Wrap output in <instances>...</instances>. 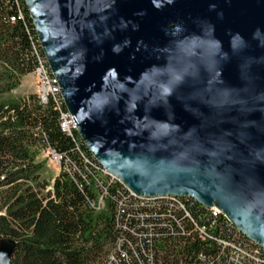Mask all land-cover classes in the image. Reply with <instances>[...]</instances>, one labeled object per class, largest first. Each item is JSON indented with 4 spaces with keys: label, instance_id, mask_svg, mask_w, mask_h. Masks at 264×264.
I'll list each match as a JSON object with an SVG mask.
<instances>
[{
    "label": "water",
    "instance_id": "water-1",
    "mask_svg": "<svg viewBox=\"0 0 264 264\" xmlns=\"http://www.w3.org/2000/svg\"><path fill=\"white\" fill-rule=\"evenodd\" d=\"M23 1L95 161L137 197L214 207L264 249V0Z\"/></svg>",
    "mask_w": 264,
    "mask_h": 264
},
{
    "label": "trees",
    "instance_id": "trees-1",
    "mask_svg": "<svg viewBox=\"0 0 264 264\" xmlns=\"http://www.w3.org/2000/svg\"><path fill=\"white\" fill-rule=\"evenodd\" d=\"M44 58L23 0H0V243L9 264H264L258 247L194 199L143 198L105 175L60 97L9 98ZM62 168L41 172L39 151ZM103 203L101 206L100 202Z\"/></svg>",
    "mask_w": 264,
    "mask_h": 264
},
{
    "label": "built area",
    "instance_id": "built-area-1",
    "mask_svg": "<svg viewBox=\"0 0 264 264\" xmlns=\"http://www.w3.org/2000/svg\"><path fill=\"white\" fill-rule=\"evenodd\" d=\"M46 62L47 61H46V58L44 56V58H42L39 61L38 66L36 67L35 71L33 72L34 76L38 77V83H39L37 85V90L34 92V94L44 104L48 101L50 96L60 97L58 85L52 84L51 79L48 78ZM60 98L62 100V97H60ZM64 120H67V126L69 127V130L76 128L75 127L76 121H75L74 117L71 116L69 113H64L62 115V121H64ZM46 151L51 155V158H53L55 163L59 166V171H60L62 168L61 158H59V156L54 151H52L51 149L50 150L47 149ZM110 177L112 178L113 176H110ZM99 202H100L101 206H103V203L101 201H99ZM214 214L218 216V215H221L222 213H220V211H218L217 209L214 208Z\"/></svg>",
    "mask_w": 264,
    "mask_h": 264
},
{
    "label": "rangeland",
    "instance_id": "rangeland-1",
    "mask_svg": "<svg viewBox=\"0 0 264 264\" xmlns=\"http://www.w3.org/2000/svg\"><path fill=\"white\" fill-rule=\"evenodd\" d=\"M20 83L21 85L18 89L8 95L9 98H17L22 95L27 96L29 94H33L37 90L38 83L34 74H30L29 76L27 75L25 78H22ZM36 159L39 162H46L45 169L41 172L43 178L50 180L55 177V174H58L59 166L46 150L39 151Z\"/></svg>",
    "mask_w": 264,
    "mask_h": 264
},
{
    "label": "bare ground",
    "instance_id": "bare-ground-1",
    "mask_svg": "<svg viewBox=\"0 0 264 264\" xmlns=\"http://www.w3.org/2000/svg\"><path fill=\"white\" fill-rule=\"evenodd\" d=\"M46 67H47V74H48V78L49 79H51V82H52V84H54V85H58L57 84V82H56V80H55V78H54V76H53V74H52V72H51V69H50V67H48V65H47V62H46ZM36 77V81H37V83H38V77L37 76H35ZM39 84V83H38ZM62 101V103H63V100H61ZM63 106H64V104H63ZM67 112V111H66ZM67 113H69V112H67ZM62 127H63V129L65 130H69V127L67 126V120H64V121H62ZM103 174H104V176L105 175H107V176H110L104 169H103ZM158 198H161V197H158ZM158 198H155V199H158ZM141 199H143V198H141ZM185 199H187V198H185ZM196 202V201H195ZM209 208V207H208ZM210 210H211V212L214 214V207H211V208H209ZM223 217H225L223 214H221ZM226 218V217H225ZM227 219V218H226ZM228 220V219H227ZM243 234V233H242ZM245 236V235H244ZM246 237V236H245ZM247 238V237H246ZM248 239V238H247ZM249 240V239H248ZM250 241V240H249ZM254 243V242H253ZM256 244V243H255ZM257 245V244H256ZM258 247H260L259 245H257ZM261 248V247H260Z\"/></svg>",
    "mask_w": 264,
    "mask_h": 264
},
{
    "label": "crops",
    "instance_id": "crops-1",
    "mask_svg": "<svg viewBox=\"0 0 264 264\" xmlns=\"http://www.w3.org/2000/svg\"><path fill=\"white\" fill-rule=\"evenodd\" d=\"M29 76V75H28ZM26 77V76H25ZM25 77H23V78H25ZM22 96H24V95H22Z\"/></svg>",
    "mask_w": 264,
    "mask_h": 264
}]
</instances>
